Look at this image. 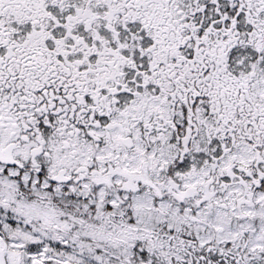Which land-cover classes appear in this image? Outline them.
<instances>
[{"label":"snow or ice","instance_id":"6c2138e0","mask_svg":"<svg viewBox=\"0 0 264 264\" xmlns=\"http://www.w3.org/2000/svg\"><path fill=\"white\" fill-rule=\"evenodd\" d=\"M0 264H264V0H0Z\"/></svg>","mask_w":264,"mask_h":264}]
</instances>
